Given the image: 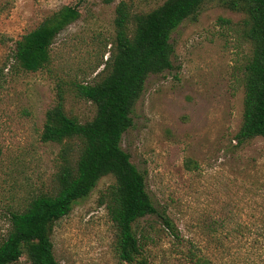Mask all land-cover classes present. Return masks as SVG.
Wrapping results in <instances>:
<instances>
[{"label":"rangeland","instance_id":"374dc122","mask_svg":"<svg viewBox=\"0 0 264 264\" xmlns=\"http://www.w3.org/2000/svg\"><path fill=\"white\" fill-rule=\"evenodd\" d=\"M120 1L140 14L165 0H0V241L10 229L9 213L55 192L61 166L74 164L78 140H41L45 112L61 96L66 114L79 122L93 118L95 105L76 85L106 74ZM65 5L80 17L55 37L48 64L35 72L20 68L16 42ZM243 19L218 0L204 2L196 19L183 20L170 35L172 67L149 74L133 105L120 146L143 174L158 212L133 224L149 264H264L258 236L264 139L238 144L234 137L251 54ZM114 183L111 175L101 177L55 222L51 241L61 264H129L117 258L107 207ZM12 264L32 263L23 254Z\"/></svg>","mask_w":264,"mask_h":264},{"label":"trees","instance_id":"16d2710c","mask_svg":"<svg viewBox=\"0 0 264 264\" xmlns=\"http://www.w3.org/2000/svg\"><path fill=\"white\" fill-rule=\"evenodd\" d=\"M206 1L213 0H165L140 14L132 13L126 2L118 3L115 44L105 62L106 74L98 82L76 85L78 95L95 105L93 118L79 122L66 114L61 96L45 112L41 140L62 143L76 139L79 153L74 164L66 161L61 166L55 192L36 195L23 209L9 213L10 229L0 241V264H12L23 254L32 264H61L54 257L51 241L55 222L106 175L115 179L107 207L117 230V258L129 264H149L141 254L140 235L133 224L158 212L146 191L143 174L120 141L132 125V108L148 75L172 67V31L183 20L196 19ZM218 1L244 14L243 36L251 44L244 68L242 123L234 137L238 144L255 137L264 139V0ZM79 17L76 7L65 5L24 34L14 53L20 68L35 72L46 66L55 37ZM162 219L173 229L168 218ZM258 232L264 239L263 226ZM200 263L208 264L206 259Z\"/></svg>","mask_w":264,"mask_h":264}]
</instances>
